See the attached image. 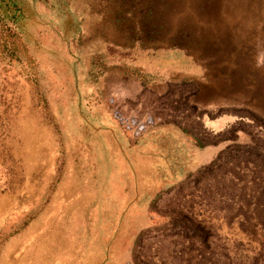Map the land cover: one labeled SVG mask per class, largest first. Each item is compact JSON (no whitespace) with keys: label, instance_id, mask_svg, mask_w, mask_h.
I'll return each instance as SVG.
<instances>
[{"label":"rangeland","instance_id":"rangeland-1","mask_svg":"<svg viewBox=\"0 0 264 264\" xmlns=\"http://www.w3.org/2000/svg\"><path fill=\"white\" fill-rule=\"evenodd\" d=\"M111 258L264 264V0H0V264Z\"/></svg>","mask_w":264,"mask_h":264},{"label":"crops","instance_id":"crops-1","mask_svg":"<svg viewBox=\"0 0 264 264\" xmlns=\"http://www.w3.org/2000/svg\"><path fill=\"white\" fill-rule=\"evenodd\" d=\"M208 154L211 155L212 157H214L217 154V151L216 150H212V151H209ZM196 162L200 164V154L198 155V158L196 159ZM132 195H133V198H132L133 201L130 204L131 207H133V208H143V207L144 208H148V205L142 206L141 203H140V200H135V198H136L135 194H132ZM139 219L142 220L143 216L138 218V222H139ZM101 263L102 264H124V259L119 260V258H116V259L111 258L110 261L102 260Z\"/></svg>","mask_w":264,"mask_h":264},{"label":"trees","instance_id":"trees-1","mask_svg":"<svg viewBox=\"0 0 264 264\" xmlns=\"http://www.w3.org/2000/svg\"><path fill=\"white\" fill-rule=\"evenodd\" d=\"M13 3H14V6H16V5H17L15 2H13Z\"/></svg>","mask_w":264,"mask_h":264}]
</instances>
